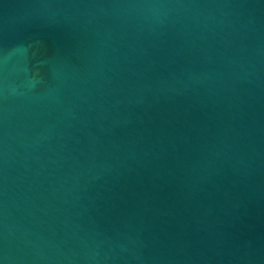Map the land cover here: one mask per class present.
I'll return each instance as SVG.
<instances>
[{
  "label": "water",
  "instance_id": "obj_1",
  "mask_svg": "<svg viewBox=\"0 0 264 264\" xmlns=\"http://www.w3.org/2000/svg\"><path fill=\"white\" fill-rule=\"evenodd\" d=\"M0 264H264V0H0Z\"/></svg>",
  "mask_w": 264,
  "mask_h": 264
}]
</instances>
